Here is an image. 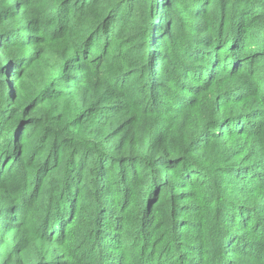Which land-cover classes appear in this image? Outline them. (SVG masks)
Returning a JSON list of instances; mask_svg holds the SVG:
<instances>
[{
  "label": "trees",
  "instance_id": "1",
  "mask_svg": "<svg viewBox=\"0 0 264 264\" xmlns=\"http://www.w3.org/2000/svg\"><path fill=\"white\" fill-rule=\"evenodd\" d=\"M158 8L0 0V264L264 256V0Z\"/></svg>",
  "mask_w": 264,
  "mask_h": 264
},
{
  "label": "rangeland",
  "instance_id": "2",
  "mask_svg": "<svg viewBox=\"0 0 264 264\" xmlns=\"http://www.w3.org/2000/svg\"><path fill=\"white\" fill-rule=\"evenodd\" d=\"M162 1L163 0H155V3H156V6H157V12H156V14H155V16H156V20H154V27H156V28H153V33H155L154 32V29H159V25H161V29H165V27H166V24L168 23V19L165 17V12H164V10L162 9V8H158V6L160 5V3H162ZM166 1V0H165ZM168 1V0H167ZM203 7H199L198 9H199V11L202 9ZM250 13L252 14L253 13V11L251 10L250 11ZM250 23H251V26L253 27V29H255V31H258L259 30V25L258 24H260L261 25V23L259 22V21H254V19H252L251 21H250ZM248 24V23H247ZM152 43H153V45H154V42H153V40H152ZM157 46H155V48H156ZM154 49V48H153ZM153 49L150 51V53H151V55H152V51H153ZM227 51V53H229V54H231V58H232V60L233 61H235V56L233 55V51L232 50H226ZM225 51V52H226ZM251 56V55H250ZM247 59H249V56L247 57ZM259 59H262V60H264V56H258V58H257V61L259 60ZM220 60L218 59L217 60V65H216V67L220 64ZM231 62L232 61H230V64H231ZM226 66H228V61L227 62H225V65H222L221 66V68H220V71H222V70H224V69H226ZM253 67V66H252ZM255 67H259V68H253V70H260V69H262V62H259V63H257L256 64V66ZM231 70V69H230ZM207 72L209 73V75H210V73H211V70L209 69V70H207ZM208 75V76H209ZM247 174V173H246ZM248 175V174H247ZM249 218H251L250 216H247V220L249 219ZM252 218H254V221H252V224H251V226H250V229H249V232L251 231V230H254L255 231V233H259V232H261L262 231V229H263V227H264V216H262V217H252ZM252 220V219H251ZM248 232V233H249ZM245 232H242L241 233V235L242 236H245ZM248 240H250L251 241V239H248ZM226 243V242H225ZM253 243V242H252ZM229 244H230V240H229V242L227 243V245H228V248H225V245H224V248H225V251L227 252V249H229ZM239 244L240 245H238V247H237V249H236V251H235V254L236 253H238L239 254V252H248L250 255H252L253 256V258L251 259V260H248V261H250V263L249 264H264V260L263 259H261V258H264V256L263 257H261L260 258V255H262V252L261 251H258L259 249H257L256 250V248L257 247H252L251 246V243L249 244H247V247H244V243H242V242H239ZM255 249V250H254ZM194 252V254H195V251H193ZM193 252L192 253H190V258H193ZM234 253H228V258H227V260H228V263H232L234 260H235V258H236V255H235ZM173 259V258H172ZM241 261H243V262H246V260H243V259H241ZM158 262V261H157Z\"/></svg>",
  "mask_w": 264,
  "mask_h": 264
}]
</instances>
